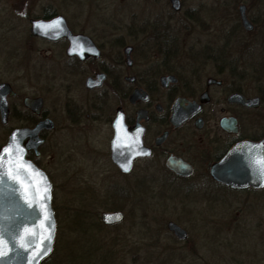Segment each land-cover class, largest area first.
Segmentation results:
<instances>
[{"label":"rangeland","instance_id":"1","mask_svg":"<svg viewBox=\"0 0 264 264\" xmlns=\"http://www.w3.org/2000/svg\"><path fill=\"white\" fill-rule=\"evenodd\" d=\"M181 2L176 12L167 0H0V81L10 82L21 94L41 96L56 125L40 161L53 185L54 249L59 244L54 264H264V190L230 191L196 178L162 183L138 169L120 177L109 161V131L87 105L82 81L90 70L70 74L65 45L39 40L28 30V18L45 8L63 15L105 49L131 44L141 32L157 33L167 37V48L181 57L180 63H188L199 47L210 44L215 52H232L231 62L247 64L264 82V0ZM240 3L257 22L250 34L237 25ZM195 15L212 19L190 22ZM6 130L0 125V146ZM112 183L126 191L120 198L109 197L106 187ZM109 207L125 214L121 224L96 232L97 246L110 257L75 259L70 245L80 242L73 239L75 232L67 233L68 225L73 229L72 215L83 213L88 225L100 221V212ZM169 220L187 230L185 241L167 231ZM92 243L86 244L94 248Z\"/></svg>","mask_w":264,"mask_h":264},{"label":"flooded vegetation","instance_id":"2","mask_svg":"<svg viewBox=\"0 0 264 264\" xmlns=\"http://www.w3.org/2000/svg\"><path fill=\"white\" fill-rule=\"evenodd\" d=\"M180 4L178 11L182 7L181 0ZM240 5L244 6V13L252 26L251 30L247 31L242 26ZM43 10L40 15L28 18L29 28L31 20L50 19L57 14L53 12L47 16L45 8ZM231 18L228 16L225 19ZM189 19L192 23H202L212 17L195 15L189 16ZM256 23L249 17L246 5L240 3L237 14L240 31L250 34ZM67 26L73 34L89 37L99 55H88L83 59L75 55L68 56L66 48L69 42L66 38L50 41L34 36L30 31L29 33L44 42L65 45V65L70 74L79 68L90 70L82 81L83 90L89 97L87 105L98 112L100 121L109 131V161L120 177L130 176L134 169H138L146 171L144 173L151 175V179L157 178L162 183L186 182L196 178L230 191L264 190V186L232 188L216 181L210 175V169L236 144L247 140H264V82L258 79V73L251 74L247 64L231 62L232 52L224 53L221 49L215 52V49L210 48V44L198 48L194 63L190 60H186L188 63H180L181 57L178 54L175 56L173 49L167 48V37L164 38L161 34L141 32L138 34L141 37L135 38V42L131 44H120L105 49L103 43L88 33L76 31L68 22ZM157 36L160 41L153 42L149 47V41ZM125 46L131 47L128 54L125 53ZM97 75L102 76L100 86L85 88V79L96 78ZM0 83L8 84L10 92H13V95L9 92L6 96L7 120L5 123L0 121V125L7 128L3 145L14 129H33L43 120L52 123L51 129L42 128L37 133L41 143L36 146V151L30 149L26 153L27 159L41 167V150L47 144L48 135L56 128L55 121L45 110L41 96L33 93L21 94L5 80ZM134 93V100H130ZM25 98L40 99L39 111L35 112L27 107L24 104ZM174 113L177 119L173 121ZM14 122L16 123L11 124ZM114 122L117 124V130L122 132L123 141L127 142L123 147H129L128 149H132L137 155L127 173L121 172L110 158ZM115 187L120 186L112 183L106 187L109 197ZM113 210L121 209L109 207L104 211ZM188 211L194 210L183 209L184 213ZM180 227L186 232L185 238L182 239L185 241L189 234L184 227Z\"/></svg>","mask_w":264,"mask_h":264},{"label":"water","instance_id":"3","mask_svg":"<svg viewBox=\"0 0 264 264\" xmlns=\"http://www.w3.org/2000/svg\"><path fill=\"white\" fill-rule=\"evenodd\" d=\"M173 11L180 9V0H167ZM242 26L245 30H251L252 26L244 13V6H239ZM29 31L32 35L56 41L66 38L69 42L66 55L77 56L83 59L91 55L97 57L99 51L92 40L82 34H73L63 15L58 14L50 19H35L30 21ZM131 50L125 46V53ZM102 76L85 79L84 86L87 89L99 87ZM9 85L0 83V121L7 120V93ZM13 95V92H10ZM135 93L130 100H134ZM24 104L38 112L41 107L40 99H24ZM173 111V110H172ZM177 119L173 114V121ZM51 129L49 120L39 122L33 129H14L8 141L0 149L10 144L18 149L15 155L8 154V160L26 162L30 167H25L27 178L21 176L22 184L14 182L11 177L5 176L0 181V240L4 245L0 248L7 251V255L0 257V264H41L53 251L56 219L52 208V183L43 169L26 158L28 150L36 151L41 140L37 137L40 129ZM114 137L111 140V161L119 167L121 172L127 173L132 167L133 159L137 156L129 147H123L127 142L123 141V135L117 130L114 122ZM8 160L5 163H8ZM169 166H171L168 163ZM172 167V166H171ZM174 168V167H172ZM184 174V172H181ZM210 175L232 188H245L247 186H264V140L259 142L243 141L230 149L226 156L210 169ZM28 189L29 191H25ZM124 220L121 210L103 211L100 213V221L107 226L120 224ZM166 228L177 239H184L186 232L174 221L166 223ZM27 230V234H26ZM24 245L21 247V245ZM6 246V247H5Z\"/></svg>","mask_w":264,"mask_h":264},{"label":"trees","instance_id":"4","mask_svg":"<svg viewBox=\"0 0 264 264\" xmlns=\"http://www.w3.org/2000/svg\"><path fill=\"white\" fill-rule=\"evenodd\" d=\"M52 14H53V12L49 11V12H46L45 15L50 16ZM124 192H126V191L122 187H115L112 190L110 197L112 199L120 198V196L123 195ZM84 217H85L84 214L81 212H77L74 215H72V217H71L70 222H71V225L73 226V229L69 228V225H68V232L67 233L75 232V235H77V238L74 235L73 239L79 241L82 244V247L79 245L80 243L76 244V242H75L74 245H70L71 251H69V252L75 253L74 254L75 259L77 256L79 258H86L88 260L92 256L99 258V255H102L100 257V260L102 259L104 261L106 258L110 257V255L105 254V252L102 254V252L100 251L101 248L99 246H97L98 245L97 241H99V238H97L96 232L102 231V229H105V226H103L101 224V222L98 220L90 221V223L87 225L86 219ZM91 239H93V240L95 239V240L92 241ZM86 240H88V241L86 242ZM91 242H93L92 246H94V248L87 245V244H91ZM77 245H79V246H77ZM57 247H59L58 241H56V247H55L53 253L47 259H45L41 264H54L55 263ZM62 262H64V264H65L66 260L62 261ZM58 263L61 264V261L58 260ZM80 264H84V261H81Z\"/></svg>","mask_w":264,"mask_h":264},{"label":"snow or ice","instance_id":"5","mask_svg":"<svg viewBox=\"0 0 264 264\" xmlns=\"http://www.w3.org/2000/svg\"><path fill=\"white\" fill-rule=\"evenodd\" d=\"M2 151L4 155H0V181H2L5 176H9L14 182L22 184L23 181L21 179V176L23 175L25 179L27 178L25 167H30V165H27V163L23 161H21L18 165L16 161L8 160V154L15 155L16 151H18V149H14L11 144L8 147L4 148ZM6 160H8L7 164L5 163ZM25 191L27 192L29 190L25 189ZM0 245H4L3 240H0ZM23 246L24 245L22 244L21 247ZM6 255L7 251L0 248V257Z\"/></svg>","mask_w":264,"mask_h":264}]
</instances>
